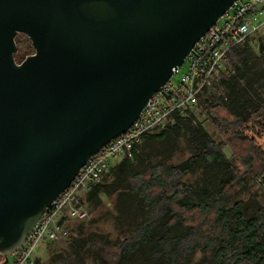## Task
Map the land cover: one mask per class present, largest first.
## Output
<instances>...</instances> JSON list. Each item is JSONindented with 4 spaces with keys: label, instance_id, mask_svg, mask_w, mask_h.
I'll list each match as a JSON object with an SVG mask.
<instances>
[{
    "label": "water",
    "instance_id": "95a60500",
    "mask_svg": "<svg viewBox=\"0 0 264 264\" xmlns=\"http://www.w3.org/2000/svg\"><path fill=\"white\" fill-rule=\"evenodd\" d=\"M234 1L0 0V264Z\"/></svg>",
    "mask_w": 264,
    "mask_h": 264
},
{
    "label": "trees",
    "instance_id": "16d2710c",
    "mask_svg": "<svg viewBox=\"0 0 264 264\" xmlns=\"http://www.w3.org/2000/svg\"><path fill=\"white\" fill-rule=\"evenodd\" d=\"M20 36L27 42L17 46L15 62L33 52L27 35L17 32L15 42ZM251 38L227 51L218 77L198 95L209 130L173 112L164 125L143 133L141 151L139 142L131 158L110 165L108 182H88L79 202L96 206L100 195L115 191L129 203V213L123 214L116 198L112 240L85 233L83 221L69 222L73 236L57 255L59 264H82L81 252L99 264H264V205L253 203L247 212L244 201L234 199L249 177H264V43L257 36L254 51ZM180 135L189 153L169 161ZM156 143L163 153L154 152L152 160L148 153ZM196 250L200 256L192 260Z\"/></svg>",
    "mask_w": 264,
    "mask_h": 264
},
{
    "label": "built area",
    "instance_id": "2783aa9c",
    "mask_svg": "<svg viewBox=\"0 0 264 264\" xmlns=\"http://www.w3.org/2000/svg\"><path fill=\"white\" fill-rule=\"evenodd\" d=\"M261 16H264V0H235L196 40L182 63L172 68L169 79L149 96L127 130L110 139L85 161L69 185L45 208L23 244L10 254L12 258L7 264H33L39 243L66 237L67 220L87 216L77 197L80 189L87 187L88 182L99 181L115 159L131 158L132 149L143 133L164 125L171 113H184L197 104L198 95L223 69L227 51L262 26ZM175 75L178 76L172 81Z\"/></svg>",
    "mask_w": 264,
    "mask_h": 264
},
{
    "label": "rangeland",
    "instance_id": "374dc122",
    "mask_svg": "<svg viewBox=\"0 0 264 264\" xmlns=\"http://www.w3.org/2000/svg\"><path fill=\"white\" fill-rule=\"evenodd\" d=\"M264 19V16H261L259 20ZM222 22V19L220 20ZM252 38L249 40V44L252 47L254 51H258V38L257 36H261L263 38L264 43V23L262 26L252 32L250 34ZM27 41L24 40V37L20 36L19 42L16 43V46L22 48L24 47L25 43ZM183 68V67H182ZM178 75H175L171 78L173 81L175 78H177ZM220 93V89L218 91ZM182 115H188L190 117V123L196 124L199 123L202 125V127L206 130H209L208 121L206 119L205 114L199 109L197 104H195L191 109L188 111L182 113ZM172 121V119H170ZM150 140H148L145 145H150ZM142 141L138 144V151H141ZM174 151L171 152L168 160L169 161H180L182 160L186 155H188L189 150L186 146V138L184 136H178L176 139L175 144L173 145ZM163 145H158V143L154 144L155 150L152 153L149 154V159H154V154H162ZM144 150V149H143ZM145 152H148V150H144ZM155 152V153H154ZM154 153V154H153ZM227 156L228 150L226 149ZM117 161L115 159L112 164H114ZM108 172L110 173V167L107 169V171L101 176V178L106 177V181L108 182L110 180L108 176ZM87 187H82L80 191L78 192V196H81L85 193ZM118 192L116 193L113 191L111 195L102 194L99 196V200L96 206H91L88 202L84 201L82 202L83 208L86 210L87 216L83 219H78L74 217H70L67 221V224L70 223H76L78 221H83V228L84 232H99L103 233V236L113 239L116 237L118 224H117V211H113V204L116 198L117 200L116 204L120 207L121 211L125 216L129 213V203H127L126 200L121 201L120 195L117 197ZM234 199H241L244 201L245 206L247 207V212L252 210L253 203H261L264 205V177L263 176H255V177H249L246 181L245 186L240 189ZM126 201V202H125ZM113 211V212H112ZM66 224V225H67ZM68 226V225H67ZM73 236L72 233L68 231L66 237L59 239V240H51V241H43L39 243L36 246V250L34 251V261L33 264H59L57 261V255L63 251V249H68L67 241L68 238L70 239ZM100 240V239H98ZM61 251V252H60ZM200 256V251L196 250L194 254L192 255V260L197 259ZM12 255H8L6 264L11 260ZM81 262L82 264H99L97 261H94L92 263V256L89 255L86 252H81Z\"/></svg>",
    "mask_w": 264,
    "mask_h": 264
}]
</instances>
